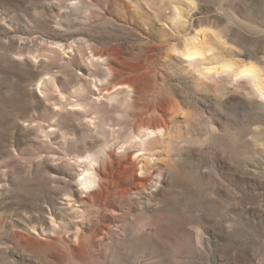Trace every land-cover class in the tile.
I'll list each match as a JSON object with an SVG mask.
<instances>
[{
  "label": "rangeland",
  "instance_id": "rangeland-1",
  "mask_svg": "<svg viewBox=\"0 0 264 264\" xmlns=\"http://www.w3.org/2000/svg\"><path fill=\"white\" fill-rule=\"evenodd\" d=\"M0 264H264V0H0Z\"/></svg>",
  "mask_w": 264,
  "mask_h": 264
},
{
  "label": "bare ground",
  "instance_id": "bare-ground-1",
  "mask_svg": "<svg viewBox=\"0 0 264 264\" xmlns=\"http://www.w3.org/2000/svg\"><path fill=\"white\" fill-rule=\"evenodd\" d=\"M194 55V54H193ZM84 76V75H83ZM89 78V77H88ZM84 79H86V77L84 78ZM87 80V79H86ZM97 88H99V87H97ZM112 89H104L103 88V90H100V92H99V95H101L102 93H104V95H105V93H107L108 94V92H110ZM96 91V90H95ZM97 94V93H96ZM95 94V95H96ZM110 94H111V92H110ZM102 96V95H101ZM108 96V95H107ZM96 98H97V95H96ZM67 101V100H66ZM58 103V102H57ZM65 103V102H64ZM66 105V104H65ZM65 105H63V106H65ZM61 106V105H60ZM59 107V106H58ZM65 108V107H64ZM87 119V118H86ZM89 123V122H88ZM155 123V122H154ZM145 124V123H144ZM156 128L157 127H159V124H156V126H155ZM159 129V128H158ZM157 129V130H158ZM51 130V129H50ZM156 130V129H155ZM155 131L153 130V127H149L148 129H147V131L145 132L144 131V133H142L143 135L141 136V137H137V139L136 140H134L133 142H131V144L129 145V147H127V148H125V150H124V153L125 152H127V150H129V149H131V148H134V147H137V149H136V152H135V154L133 153L132 155H134L133 157V159L131 158V160H132V163L134 164V168H135V170L136 171H138L139 170V166L141 167L140 168V171L142 172V171H144V170H146V168L149 166V164L152 162V160L151 159H149V157L147 156V155H145L146 153H145V150H147L148 151V149H147V144H148V142H149V140L154 136L153 134H155L154 133ZM157 132V131H156ZM152 136V137H151ZM152 140V139H151ZM127 162V161H126ZM154 162V161H153ZM152 162V163H153ZM132 163L131 162H129V163H127L126 164V166H128V167H130L131 165H132ZM126 166L125 167H123L124 169H126ZM89 172V171H88ZM90 175H89V177H84V180L82 181V184L83 185H90V186H96L97 188H98V191H97V194H99V192H101L102 193V191L103 192H105V186L108 184V176H107V180H106V176H105V174L104 173H95V172H93V173H89ZM132 178L133 179H135V180H139V177H138V175H137V173L135 172L133 175H132ZM144 185H146V183H144V181L143 182H136L135 184H134V186H137V187H143ZM137 187H134V189L135 188H137ZM103 228L106 230L107 229V227L106 226H103ZM57 228L54 226L53 227V232H55V230H56ZM99 236V235H98ZM75 240H78V242H80V235L78 234V237H77V239H75ZM77 242V241H76Z\"/></svg>",
  "mask_w": 264,
  "mask_h": 264
}]
</instances>
